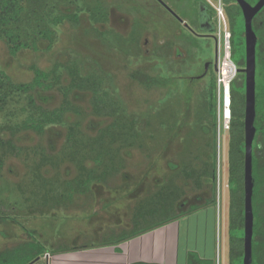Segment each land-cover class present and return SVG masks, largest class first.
I'll use <instances>...</instances> for the list:
<instances>
[{"label":"rangeland","instance_id":"rangeland-1","mask_svg":"<svg viewBox=\"0 0 264 264\" xmlns=\"http://www.w3.org/2000/svg\"><path fill=\"white\" fill-rule=\"evenodd\" d=\"M208 2L216 11L214 35L219 46L218 70L213 78L195 76L200 74L206 55L212 54L214 41H194L179 28H173L166 16L160 15L162 11L154 0H43L42 7L51 10L52 15L77 13L78 22L65 21L58 26L56 41L50 49L48 41L42 40L38 51L23 49L12 56L7 43L0 40V71L13 82H30L34 67L51 71L54 66L60 68L67 81L63 65L76 62L83 70L105 77L103 87L122 102L130 117L127 120L132 118L137 130L135 145L123 147L126 161L119 173L106 182H94L89 193L73 199L67 198L64 186L54 178L74 177L75 165L64 162L59 170L46 166L43 175L53 184L43 183L42 175L37 173L43 156L38 150L55 159L68 160L71 148L67 146V133L71 123H81L88 141L108 124L119 121L122 114H95L91 93L77 91L73 96L85 112L82 116L69 115L65 123L49 127L44 135L32 131L18 134L16 143L22 147L18 154L0 145V156L5 160L0 170V254L25 242L44 243L55 251L72 243L94 241L98 231L109 233L115 229L117 233L129 224L142 197L164 184L177 183L185 192L177 204L179 209L187 210L191 204L200 206L189 213H193L189 218L188 214L182 216L186 218L181 219L182 245L189 242L193 246L195 230L201 228L199 239L205 232L209 237L214 235L219 264H229L230 121L225 122L221 114L219 69L225 56L223 40L230 30L223 1ZM100 5L106 18L96 21L92 12ZM190 5L185 1L174 4L181 15H185L183 10H190L193 16ZM101 16L98 13V18ZM139 77L156 81L142 82ZM213 80L217 82V128L208 111ZM36 97L50 107L61 102L55 93L37 91ZM27 113L26 95H11L7 105L0 108V128L22 122ZM114 130L119 131L118 125ZM1 135L8 137L6 132ZM125 136L118 138L116 145ZM193 168L197 174L187 176ZM205 171H214L215 180L205 176ZM201 173L202 187L198 188L195 180ZM52 195L57 201L51 199ZM208 199L215 201L210 205L206 203ZM201 209L204 210L198 212ZM159 216H166V212Z\"/></svg>","mask_w":264,"mask_h":264},{"label":"trees","instance_id":"trees-1","mask_svg":"<svg viewBox=\"0 0 264 264\" xmlns=\"http://www.w3.org/2000/svg\"><path fill=\"white\" fill-rule=\"evenodd\" d=\"M43 0H0V40H4L12 56H16L23 49L38 51L39 43L42 40L48 41L50 49L57 38V27L65 21L78 22L79 14L52 15L51 10L47 11L42 7ZM209 5L207 0H202ZM226 12L231 34V58L238 68L246 66V37L245 19L240 5L236 0H222ZM256 4L258 0H247ZM32 2L34 5H32ZM102 5L96 7L92 12V18L96 21L106 18ZM210 6V5H209ZM213 12L216 14V11ZM92 11V9H91ZM98 13L102 15L98 18ZM104 15V16H103ZM98 18V19H97ZM253 29L257 34L256 44V134L253 142V239H252V264H264V6L253 18ZM68 73L67 81L60 68L54 66L51 71H45L34 67V77L30 82L15 83L4 72L0 71V108L7 105L8 99L13 94H25L27 98L26 118L17 124L7 125L0 128V145L8 147L14 154L21 152V145L16 143L18 134L25 131H32L44 135L49 127L65 123L69 115L82 116L83 108L75 102L73 94L77 91H88L91 93L93 112L99 116L113 117L118 114L119 121H113L105 126L96 137H90L85 141L84 130H81V123L75 121L68 128L67 146L71 148L68 160L55 159L38 150L43 154L39 163L37 173L43 183L53 184L49 177L43 175V169L50 165L56 170L60 169L62 163L74 164L77 173L72 178L56 176L54 181L62 184L67 191V198L73 199L78 194H87L91 191L94 182L103 183L108 181L115 173H119L125 164V157L122 155L124 146H134V137L137 134L135 121L127 120L128 114L122 106V102L116 100L105 89L104 79L101 73L96 74L92 70L85 71L76 62L70 65H63ZM139 72L134 74L138 75ZM141 78L142 82L156 81L155 78ZM37 91H44L58 94L61 102L56 106H49L41 103L36 97ZM209 114L215 120L217 128V82L213 80L209 89ZM245 99H246V74H238L231 81V119L229 126V264H243L244 260V234H245ZM119 127L116 132L114 127ZM6 132L8 137H3ZM125 136L122 143L116 145L118 138ZM117 135V137H116ZM107 137H110V141ZM37 151V150H36ZM116 151V152H113ZM83 152V153H82ZM81 155V156H79ZM5 160L0 156V170L4 168ZM216 157L214 155L213 167L215 170ZM189 172V173H188ZM186 173L189 177L197 174L193 168ZM202 175L196 176L198 188L202 187ZM205 176L215 180V172H204ZM39 177V174H37ZM213 185V197L215 194ZM74 195V196H73ZM185 192L177 183L162 185L150 195L144 196L137 203L133 222L134 229L123 230L116 237L127 238L135 235L140 221L146 222L147 227L161 225L173 219L180 218L193 212L200 206L191 204L187 210L181 211L177 204L183 199ZM57 197L52 195V200ZM215 201L208 199L206 203ZM44 203V202H43ZM42 204V202H41ZM194 206V207H192ZM196 206V207H195ZM166 216L160 218L161 213ZM153 219H150V218ZM156 219H158L156 221ZM30 245L25 242L20 247L0 254V264H34L51 249L47 244L34 241ZM68 248H71L67 246ZM66 247V248H67ZM65 249V247L61 248ZM60 250V249H59ZM190 264H215L213 260H202L195 252H190ZM149 264V263H133Z\"/></svg>","mask_w":264,"mask_h":264},{"label":"crops","instance_id":"crops-1","mask_svg":"<svg viewBox=\"0 0 264 264\" xmlns=\"http://www.w3.org/2000/svg\"><path fill=\"white\" fill-rule=\"evenodd\" d=\"M208 207L210 205L205 208L208 209ZM203 210L201 209L198 212ZM192 214H188L187 218ZM132 219L133 217H131L129 224L117 230V233H115V229L109 233H107L108 230L102 233L98 231L94 241L80 244L72 243L73 245L69 246L71 248L50 250L49 256H42L34 264H133L140 262L149 264H190L188 259L190 252H195L202 260H213L216 264L218 251L215 249L216 238L214 235H211L210 238L203 230L205 232L204 237L201 236L199 239L198 233L201 228L198 229L197 227L194 238L195 244L190 246L187 242L182 245L181 219H186L185 217L151 227H147L146 222L139 220L140 224L136 228L135 235L127 238H117L116 234H121L123 230L131 231L134 229ZM187 240L189 241V237H187Z\"/></svg>","mask_w":264,"mask_h":264},{"label":"water","instance_id":"water-1","mask_svg":"<svg viewBox=\"0 0 264 264\" xmlns=\"http://www.w3.org/2000/svg\"><path fill=\"white\" fill-rule=\"evenodd\" d=\"M240 5L245 19L246 66L240 71L246 74L245 99V234L243 264H252L253 239V142L256 134V44L257 34L253 29V18L263 8L264 0L251 4L247 0H236Z\"/></svg>","mask_w":264,"mask_h":264},{"label":"flooded vegetation","instance_id":"flooded-vegetation-1","mask_svg":"<svg viewBox=\"0 0 264 264\" xmlns=\"http://www.w3.org/2000/svg\"><path fill=\"white\" fill-rule=\"evenodd\" d=\"M157 4V7L161 9L162 13L165 15L167 21L173 28H179L182 33L189 35L194 41L197 39L203 40L210 39L214 41V47L212 54L206 55L205 60H203L202 70L200 74L195 76L197 79H203L211 76L218 70V61H219V52H218V42H215V30L216 25L214 22L215 13L213 12V7L209 2V5L202 0H154ZM189 2L192 7L191 12H195V15L192 16L191 13L187 10H183L181 15L176 9L174 4L177 2ZM208 1V0H207ZM244 67L238 68V74H245L243 71H240ZM194 78V76H191Z\"/></svg>","mask_w":264,"mask_h":264},{"label":"built area","instance_id":"built-area-1","mask_svg":"<svg viewBox=\"0 0 264 264\" xmlns=\"http://www.w3.org/2000/svg\"><path fill=\"white\" fill-rule=\"evenodd\" d=\"M224 60L219 69V81H220V95L222 98L221 114L225 122H229L231 119V81L236 77L238 72V67L231 58V34L227 32L224 40ZM45 256H49L46 253ZM217 264H219V255H217Z\"/></svg>","mask_w":264,"mask_h":264}]
</instances>
